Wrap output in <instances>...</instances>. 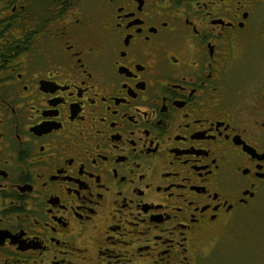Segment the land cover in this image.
<instances>
[{"label": "flooded vegetation", "instance_id": "af4514ba", "mask_svg": "<svg viewBox=\"0 0 264 264\" xmlns=\"http://www.w3.org/2000/svg\"><path fill=\"white\" fill-rule=\"evenodd\" d=\"M253 234L264 0H0V264H264Z\"/></svg>", "mask_w": 264, "mask_h": 264}, {"label": "rangeland", "instance_id": "374dc122", "mask_svg": "<svg viewBox=\"0 0 264 264\" xmlns=\"http://www.w3.org/2000/svg\"><path fill=\"white\" fill-rule=\"evenodd\" d=\"M254 236H257L258 237V240H260V239H262V241H263V243H264V234H253V235H248V239H246V242H249V241H251L252 240V238L254 237ZM255 239V238H254ZM254 239H253V242H252V246H254ZM258 240H257V242H258ZM261 244V243H260ZM260 244H255V247H256V249H257V251L259 252L260 251ZM261 246L263 247V245L261 244ZM264 249V248H263ZM253 252H256V250L255 249H253ZM252 252V253H253ZM257 252V253H258ZM262 252L263 251H261L260 253V255L258 256V258H260V257H262V256H264V252H263V255H262ZM259 254V253H258Z\"/></svg>", "mask_w": 264, "mask_h": 264}]
</instances>
